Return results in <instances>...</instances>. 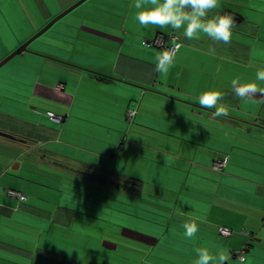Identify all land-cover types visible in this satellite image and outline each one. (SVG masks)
Segmentation results:
<instances>
[{
  "label": "crops",
  "instance_id": "0c3cea01",
  "mask_svg": "<svg viewBox=\"0 0 264 264\" xmlns=\"http://www.w3.org/2000/svg\"><path fill=\"white\" fill-rule=\"evenodd\" d=\"M78 1L0 0V62ZM88 1L0 72V131L15 137L0 143L60 187L33 197L0 189V264H103L102 253L127 250L125 238L144 243L146 263L151 251L161 260L182 248L193 259L174 255L177 263L193 264L204 247L228 264H264V92L237 91L264 69V0H220L212 10L233 16L229 44L142 28L135 0ZM157 34L184 45L167 74L154 67ZM210 89L221 92L226 115L198 103ZM223 157L225 168L214 170ZM193 216L200 230L183 238ZM243 247L239 263L232 252Z\"/></svg>",
  "mask_w": 264,
  "mask_h": 264
},
{
  "label": "clouds",
  "instance_id": "9594fccd",
  "mask_svg": "<svg viewBox=\"0 0 264 264\" xmlns=\"http://www.w3.org/2000/svg\"><path fill=\"white\" fill-rule=\"evenodd\" d=\"M219 7L220 0H135V20L142 28L150 31L171 29L179 31L189 40L204 36L212 41L229 44L233 37L234 18L228 13H212V10ZM171 43V48H164L154 56V67L160 74L170 72L175 66L178 51L184 47L181 42L175 40ZM208 51L214 54L216 48L209 47ZM257 82H264V69L257 70L252 82L237 89L240 96L264 92L258 88ZM235 83L236 81H233L234 85ZM221 95L218 89L204 91L200 94L198 103L207 109H215L216 116L226 115L227 108L218 106ZM201 219L200 216H193L182 224L183 236L186 239L196 237ZM195 253L193 264H228L230 259L223 252L213 253L204 247L195 249Z\"/></svg>",
  "mask_w": 264,
  "mask_h": 264
},
{
  "label": "rangeland",
  "instance_id": "374dc122",
  "mask_svg": "<svg viewBox=\"0 0 264 264\" xmlns=\"http://www.w3.org/2000/svg\"><path fill=\"white\" fill-rule=\"evenodd\" d=\"M88 2L89 1L87 0L86 3ZM78 8H76L69 14H73V15L76 14L78 12L77 11ZM68 15L63 17L58 22H56L54 24L55 26L53 25L54 27L52 26V28H57L56 26H59L60 22H62L64 18L67 19ZM10 62H12V59L9 61L8 63L9 65L12 64ZM8 64H6L5 66H8ZM3 70H4V67L3 68L1 67L0 72H2ZM22 155H23L22 151L19 149H16V147L14 148V146L10 147L8 145H5L4 143H0V167H4L7 161H11L13 159L19 158ZM27 160L28 159H26V155H23L21 159H19L18 162L16 163V164H19V169L17 170L10 169L6 173L0 172V189L1 188L7 189V187H11L14 190L25 193L28 197H33L34 195L44 196L45 194L49 196V192L45 190L47 186L54 188L53 190L60 188L59 186L56 187V184L55 186H52L51 184H47V180L45 179L46 177L44 178L46 170L42 166H36L34 164L31 166L26 165L24 161L26 162ZM63 183L66 185H71L68 182H63ZM31 184L33 185L38 184V186L40 185L39 192H37L36 189H34L35 190L34 192L33 187L30 186ZM134 221H135L134 228H139V222L137 221V219H135ZM182 237L185 238L184 236ZM170 238H172V236H170ZM123 242L126 244L119 241V246H124V248H126L127 250H120V249L119 251L116 250V252L113 253V256L111 255V252H108L107 254L111 255L110 257H112L109 259L107 258L105 259V256L102 253L101 259H102L103 264H152V262L154 261L153 259H155L154 261L155 263L153 262L154 264H175L178 262V260H180V257L179 259H177L175 258L174 255L185 257L184 260L193 259L189 251L182 250V248H179V250L176 251V254L175 252L173 254L167 253V255L160 257L161 260H157L159 258L157 251H151L150 252L151 255L149 257L150 259L149 263H146L147 261H145V257L149 253V251L144 250L146 246H142L144 245L142 241L138 240L137 242H134V241L132 242L125 238ZM98 254L99 252H91L89 257L94 256L96 258H100Z\"/></svg>",
  "mask_w": 264,
  "mask_h": 264
},
{
  "label": "built area",
  "instance_id": "2783aa9c",
  "mask_svg": "<svg viewBox=\"0 0 264 264\" xmlns=\"http://www.w3.org/2000/svg\"><path fill=\"white\" fill-rule=\"evenodd\" d=\"M180 41V37L176 34H170V35H163V34H157L151 41H150V45L153 48H156L158 50H163L164 48H171L172 47V41ZM47 116L55 121V122H60L62 120L61 117L59 116H55L53 114H47ZM134 116V111L133 110H129L127 112V117L128 119H132V117ZM227 163V159H223V160H219V161H215L213 163V169L216 171H220L222 170ZM7 194L13 198V199H17L19 201H23L25 200V196L22 195L21 193L15 192L13 190H7ZM231 230H229L228 228H224V227H219L218 228V234L220 236L223 237H229L231 236ZM247 248H242L240 250L234 251L232 253V257L237 260L238 262L242 263L245 261V253H246Z\"/></svg>",
  "mask_w": 264,
  "mask_h": 264
},
{
  "label": "water",
  "instance_id": "95a60500",
  "mask_svg": "<svg viewBox=\"0 0 264 264\" xmlns=\"http://www.w3.org/2000/svg\"><path fill=\"white\" fill-rule=\"evenodd\" d=\"M87 0H79L78 2H76L75 4H73L71 7H69L68 9H66L64 12H62L60 15H58L57 17H55L53 20H51L43 29H41L39 32H37L32 38H30L28 41H26L24 44H22L18 49H16L14 52H12L9 56H7L6 58H4L1 62H0V68L3 67L5 64H7L11 59H13L16 55L26 52L27 51V47L34 41H36L41 35H43L46 31H48L49 29L52 28V26L58 22L59 20H61L63 17H65L66 15H68L70 12H72L74 9H76L77 7H79L80 5H82L83 3H85ZM0 137L2 138H6L9 140H14L15 137L4 133L2 131H0ZM18 169V165L16 164L15 166H13L12 170H17Z\"/></svg>",
  "mask_w": 264,
  "mask_h": 264
},
{
  "label": "trees",
  "instance_id": "16d2710c",
  "mask_svg": "<svg viewBox=\"0 0 264 264\" xmlns=\"http://www.w3.org/2000/svg\"><path fill=\"white\" fill-rule=\"evenodd\" d=\"M223 159H227V157H223V158H221V159H217L216 161L223 160ZM227 160H228V159H227ZM226 165H227V163H226ZM212 167H213V164H212ZM224 168H225V167H224ZM224 168H223V169H224ZM223 169H222V170H223ZM0 172H3V170L0 169ZM132 183H133V182H132ZM133 184H134V183H133ZM122 186H123V187H122ZM122 186H121L122 188H124V189H128V190L131 191V192H132V191L134 192V191L136 190V187H134V186H133V187H132V186H131V187H128L127 184H126L125 182H123ZM138 186H139V185H138ZM243 248H245V247H243ZM246 248H247V247H246ZM240 249H242V248H240ZM240 249H238V250H240ZM235 251H237V250H235ZM246 251H247V250H246ZM232 253H233V252H232ZM245 255H246V253H245ZM245 260H246V257H245ZM236 261H237V260H236ZM237 262H238V261H237ZM239 263H240V262H239ZM242 263H243V262H242Z\"/></svg>",
  "mask_w": 264,
  "mask_h": 264
}]
</instances>
